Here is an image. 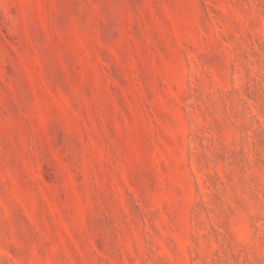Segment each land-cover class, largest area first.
I'll use <instances>...</instances> for the list:
<instances>
[{"label": "rangeland", "instance_id": "374dc122", "mask_svg": "<svg viewBox=\"0 0 264 264\" xmlns=\"http://www.w3.org/2000/svg\"><path fill=\"white\" fill-rule=\"evenodd\" d=\"M0 264H264V0H0Z\"/></svg>", "mask_w": 264, "mask_h": 264}]
</instances>
